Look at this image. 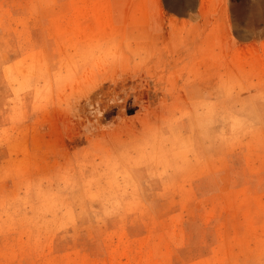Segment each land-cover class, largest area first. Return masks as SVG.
Returning <instances> with one entry per match:
<instances>
[{"label": "rangeland", "instance_id": "rangeland-1", "mask_svg": "<svg viewBox=\"0 0 264 264\" xmlns=\"http://www.w3.org/2000/svg\"><path fill=\"white\" fill-rule=\"evenodd\" d=\"M184 1L0 0V264H264V0Z\"/></svg>", "mask_w": 264, "mask_h": 264}, {"label": "bare ground", "instance_id": "bare-ground-1", "mask_svg": "<svg viewBox=\"0 0 264 264\" xmlns=\"http://www.w3.org/2000/svg\"><path fill=\"white\" fill-rule=\"evenodd\" d=\"M170 3L179 6V8L184 7L186 1L184 0H168ZM136 26V25H135Z\"/></svg>", "mask_w": 264, "mask_h": 264}]
</instances>
